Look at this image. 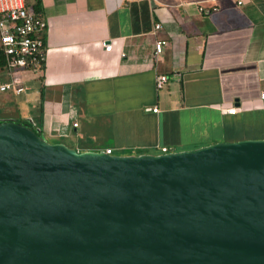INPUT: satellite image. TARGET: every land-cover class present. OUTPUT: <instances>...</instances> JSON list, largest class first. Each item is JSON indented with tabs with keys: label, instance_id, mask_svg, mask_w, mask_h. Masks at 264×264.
Masks as SVG:
<instances>
[{
	"label": "water",
	"instance_id": "95a60500",
	"mask_svg": "<svg viewBox=\"0 0 264 264\" xmlns=\"http://www.w3.org/2000/svg\"><path fill=\"white\" fill-rule=\"evenodd\" d=\"M0 264H264V137L105 154L0 117Z\"/></svg>",
	"mask_w": 264,
	"mask_h": 264
},
{
	"label": "crops",
	"instance_id": "0c3cea01",
	"mask_svg": "<svg viewBox=\"0 0 264 264\" xmlns=\"http://www.w3.org/2000/svg\"><path fill=\"white\" fill-rule=\"evenodd\" d=\"M200 1L40 0L42 63L12 72L21 84L35 77L33 91L0 117L29 119L46 139H73L82 150H98L89 144L103 130L134 154L263 138L264 0H218L213 11L208 1L199 11ZM157 39L166 42L154 54ZM158 74L166 81L157 89ZM5 94L0 101L16 96ZM231 106L235 113L224 112ZM197 116L215 141L183 143L186 118Z\"/></svg>",
	"mask_w": 264,
	"mask_h": 264
},
{
	"label": "built area",
	"instance_id": "2783aa9c",
	"mask_svg": "<svg viewBox=\"0 0 264 264\" xmlns=\"http://www.w3.org/2000/svg\"><path fill=\"white\" fill-rule=\"evenodd\" d=\"M203 1L212 2L209 10H216L218 0H202L198 2L197 9L206 11ZM236 4H241L242 0H235ZM45 28L44 20L34 14L27 6L26 0H0V53L4 58V68L0 71L6 74V79L0 78V92L19 95L25 90V86L15 79L12 72L17 69L31 68L35 69L41 65L44 56L42 44V32ZM160 28L159 23H155L153 30ZM164 39H157L153 42L154 54H159L165 44ZM104 50H110L109 42H101ZM155 87L160 88L166 81L164 74H158L155 77ZM259 98L264 99V91L259 93ZM155 106L151 107L152 112H156ZM236 108L231 106L225 108L224 112L228 114L235 113ZM76 125L75 122L72 123ZM167 147L161 146L160 152H166ZM105 154H111L112 149L105 147Z\"/></svg>",
	"mask_w": 264,
	"mask_h": 264
},
{
	"label": "rangeland",
	"instance_id": "374dc122",
	"mask_svg": "<svg viewBox=\"0 0 264 264\" xmlns=\"http://www.w3.org/2000/svg\"><path fill=\"white\" fill-rule=\"evenodd\" d=\"M22 73H24V71L21 72V74ZM4 75H3V77H5V78H2L3 80L6 79V76H4ZM35 81H36L35 77L31 81H24L23 84H24V86L27 87V91L25 90L20 95H16L15 97H11V99H9L8 101L7 100H5L4 102L0 101V116L5 115V114L8 116L9 115H12V116L15 115L16 110L14 107V98L16 100H18V98H19V100H20L22 98V96L25 95V92H26V94L27 93L30 94L31 91H33V86L35 85ZM4 94L5 93L0 92V99H2L1 96L2 95L4 96ZM8 103H10V104H8ZM18 104L24 105V106L27 105V103H22V101H19ZM199 118L200 117H198V116L186 118V121L184 124H185V128H187L189 130V132L184 135L185 138H183V139H185L184 140L185 142L183 141V143L191 144V143H199L202 141H209V142H211L210 140L215 141L214 139H215L216 131L213 130L214 128L211 127L210 125H207L205 122H202L204 120H200ZM262 132L264 134V128H263ZM59 140H61V139L56 138V137H48L47 138V141H49V142H61ZM62 140H64V139H62ZM63 143H65L68 146L76 149L77 151H81L83 149V148H79V146L76 144V141L73 139L71 142L68 141L67 143L66 142H63ZM79 144H81V143H79ZM89 145H92V146H94V148H97V149H104L105 146H111L112 150H113L112 151L113 154H125V153L134 154V152H138L140 150V149L132 148L129 146H127L125 148L116 147L114 142H113V138L111 136L110 130H103L102 134L98 138V140L90 143ZM143 150L151 152V153L157 151V149H155V148H145Z\"/></svg>",
	"mask_w": 264,
	"mask_h": 264
},
{
	"label": "trees",
	"instance_id": "16d2710c",
	"mask_svg": "<svg viewBox=\"0 0 264 264\" xmlns=\"http://www.w3.org/2000/svg\"><path fill=\"white\" fill-rule=\"evenodd\" d=\"M31 8L33 10V13L38 15V11L40 10V0H33L32 4H31ZM4 63H5L4 58H3L2 54L0 53V71L4 68ZM35 128H37V127L35 126Z\"/></svg>",
	"mask_w": 264,
	"mask_h": 264
}]
</instances>
